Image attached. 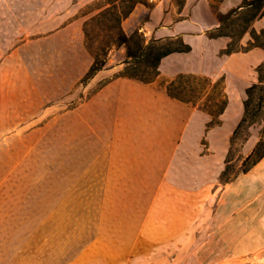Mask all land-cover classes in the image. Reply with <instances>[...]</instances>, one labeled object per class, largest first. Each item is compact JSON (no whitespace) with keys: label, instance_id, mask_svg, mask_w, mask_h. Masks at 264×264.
Listing matches in <instances>:
<instances>
[{"label":"crops","instance_id":"0c3cea01","mask_svg":"<svg viewBox=\"0 0 264 264\" xmlns=\"http://www.w3.org/2000/svg\"><path fill=\"white\" fill-rule=\"evenodd\" d=\"M9 1L0 0V169L11 172L9 182L0 179V264H231L264 256V152L257 157L264 120L239 149L249 168L220 181L234 162L246 91L264 80V49L224 55L233 39L210 38L220 21L207 0L179 21L137 5L122 22L131 35L147 17L146 41L180 38L190 47L162 58V78H224L227 103L210 125L212 115L155 83L117 76L85 94L105 72L82 84L94 64L84 25L106 7L81 16L91 0ZM252 1L223 0L218 12ZM251 28L264 31V17Z\"/></svg>","mask_w":264,"mask_h":264},{"label":"rangeland","instance_id":"374dc122","mask_svg":"<svg viewBox=\"0 0 264 264\" xmlns=\"http://www.w3.org/2000/svg\"><path fill=\"white\" fill-rule=\"evenodd\" d=\"M61 1L65 3L67 0H61ZM135 1H138V0H120V3L118 5L122 7V11H123L122 13L129 11L131 7H133V4ZM142 1L145 3V5L141 4V5H138V7H145L148 9V11L156 7H159L162 14L163 13L170 14L168 16V20L170 22H173V21H179L181 19H184L187 16L190 8L197 1H200V0H142ZM207 1L209 2L210 7L213 8L214 12L217 13L218 19L220 21V19H222L224 15L220 14L218 10L223 0H207ZM8 2H12V1L8 0ZM108 2H109L108 0H91L90 2H88V4L82 7V9L79 12V15L91 16L94 13H96L97 10H101L104 7H109ZM249 3L250 2L246 3L245 6L248 7ZM251 7L256 8V7H264V6L260 3H257ZM257 15L258 17L260 16L259 10L252 9V11L250 12L240 11L239 15L226 20L221 30V33L228 34L232 37L233 42H232L231 50H234V52H240L243 50H246V51L252 50L256 48V47H253L256 45H261L262 47H264V33L261 34L260 33L261 30H257L254 28L252 29L251 27L248 28L250 21L253 19L254 16H257ZM92 18H89L84 25L85 45H86L88 52L93 58H94L93 51H95L97 47L102 46L101 49H104V56L102 55V60L104 59L106 61V65L102 69L105 72V78L101 80L100 82H98V84L94 88L89 89L88 92L86 93L84 92L87 96H90L94 92V90H97V88H99L104 83H106L107 81L111 80L114 77L122 76L124 74L130 73V74H138L144 78L148 76L149 74H153L149 66L146 65L145 59H142L139 61L128 59V55H127L128 51L125 45H117L115 47H112L109 50L106 48V46H109L110 43L115 40L114 37H116V35H119L121 31L119 28V25L114 20H111L109 17L100 18L96 20H92ZM146 20H149V19L147 17L144 18V20L141 22V25L139 27L140 28L139 33L143 35L144 33H143V30L141 29L143 28L145 24L144 22ZM126 30L127 32L125 31V29L122 31H125L124 33H126V35L128 34L127 36H129V33H128L129 31L127 28ZM246 30L248 31L246 32ZM245 32H246L245 36L248 39V41L241 42L242 38H244L243 35ZM254 33H256V35ZM211 34L215 35L218 33L212 32L209 35L211 36ZM148 36L150 35L148 34ZM253 36L256 38V42L253 41ZM144 37L146 38V36ZM219 37H222V36L216 35V36H211L210 38L217 39ZM151 40L150 38H147L146 44L150 43ZM174 45H175L174 47L177 46L176 43ZM229 50H230V46L228 45V47L224 51V55H229L230 54L228 53ZM188 52H183V53H188ZM260 70L262 71L261 73H263L262 78L260 77V79L263 80L264 78L263 68ZM186 74L192 75V76L203 77L199 75H194L193 73H186ZM186 74L180 73L177 76L186 75ZM176 77H174L173 79H175ZM173 79H164L161 76H159L154 83L155 85L159 86V88L162 89L163 88L162 86L164 85L165 82L172 81ZM219 81L223 82V87H224V83H225L224 78H221L217 81H212V82L216 83ZM263 82L264 80L260 81V83L253 84L246 91L245 116H248V119H247V122L243 125V128L239 131V135L237 139L234 140L232 155L230 156V159L233 160L234 162L230 166H228L226 173H224V175L222 176L220 180L222 183H224L225 181H229L231 178H234L238 173L247 170L252 163V161H245L243 164H240L239 149H240L241 144L244 142L245 138L250 133V130L248 128H250L253 124L259 123L262 120H264V89L262 88ZM84 83H87L86 79L82 81V84ZM81 88H82V85H79L78 91H80ZM162 90L164 91V88ZM84 93L82 95L83 98L85 96ZM211 98L215 99L216 95H215V98H214V95H211ZM218 98L219 99L217 100V103H218L217 106L212 109L214 119L210 125H214L215 123H217L218 117L221 114L220 111L222 109L224 100L220 96ZM81 100H82L81 97L77 98L75 100V103H79L81 102ZM199 110L201 112L208 113L204 110V108H199ZM260 133L263 138V141L260 145V148L258 149L257 157H259V155L262 152H264V126H262ZM29 142L30 141H28V143ZM10 146H12V148L15 147V143L13 140L10 141ZM42 146H45V145H42ZM73 147L79 148L80 141L73 140ZM254 160H256V157L253 159V161ZM13 162L14 160L12 157L11 163L13 164ZM10 177H11V172L0 169V179H2L3 181L6 180L9 182ZM208 197H210L209 193L206 194L205 198L207 199ZM213 199L214 197L211 196V200ZM205 216H207V213H205ZM188 238H191V237H188ZM201 259L202 261H205L206 263L208 259L207 253H201ZM231 264H264V256L263 255H253L245 259L235 260Z\"/></svg>","mask_w":264,"mask_h":264},{"label":"trees","instance_id":"16d2710c","mask_svg":"<svg viewBox=\"0 0 264 264\" xmlns=\"http://www.w3.org/2000/svg\"><path fill=\"white\" fill-rule=\"evenodd\" d=\"M109 7H106L103 11L99 12L97 15H95L92 20L100 19L109 17L111 20H114L120 28V34L116 35L114 37V41L110 43L109 46H106V48L109 50L112 47H115L117 45H125L127 47V55L128 59L139 61L142 59H145L146 65L149 66V68L152 70L153 74H149L146 77H141L138 74H124L120 77H127L130 79H134L140 83L149 85L153 84L156 79L160 76L159 72V65L162 58L172 54V53H183L190 51V47L188 45H185L183 41L180 38L176 39H166V40H151L150 43L146 44V38L143 34H140L139 31H135L131 35L127 36L124 31H122V22L130 16V14L134 11L135 7L137 5H145V3L142 0L135 1L133 4V7L127 12L122 13V7L118 5L120 3V0H108ZM260 3L264 6V0H255L248 4V7L244 6L241 7L246 12L252 11V9L259 10L260 16H264V7H251L254 4ZM239 9L231 11L229 14L225 15L220 19V27L217 29L215 33L218 34H211V36H228L231 37L228 34H222L221 30L226 22L227 19H230L234 16L239 15ZM120 13V14H119ZM258 17L254 16L253 19L250 21V24L248 28L251 27L254 20ZM248 30H246L247 32ZM261 34L264 33V31L260 32ZM256 35V33H254ZM253 41L256 42V38L253 36ZM176 43L177 46L174 47V44ZM161 44V45H159ZM251 44V43H250ZM102 47V46H101ZM101 47H97L95 51H93L94 56V64L91 67L90 72L88 73L86 80H89L92 78L97 72L101 71L105 65L106 61L102 60V55L104 56V49H101ZM232 44L230 45V50L228 53L234 52V50H231ZM253 47H262L261 45H256ZM106 49V50H107ZM192 84V85H191ZM164 88V92L172 99L182 101L184 103L197 106L199 108H204L206 112H208L210 115H213L212 109L217 106V100L220 96L223 98V106L220 111V113L224 110L227 99L226 95L224 93V87L223 82L219 81L216 83H213L211 80L205 78V77H198V76H192V75H180L177 76L172 81H167L162 86ZM261 87V86H259ZM162 88V89H163ZM258 88V87H256ZM196 94V95H195ZM211 95H216V101L215 99L211 98ZM203 106V107H202ZM248 116L244 119V124L247 122Z\"/></svg>","mask_w":264,"mask_h":264}]
</instances>
